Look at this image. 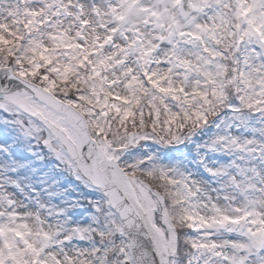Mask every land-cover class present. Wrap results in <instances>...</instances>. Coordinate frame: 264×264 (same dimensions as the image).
I'll list each match as a JSON object with an SVG mask.
<instances>
[{
	"label": "snow or ice",
	"instance_id": "snow-or-ice-1",
	"mask_svg": "<svg viewBox=\"0 0 264 264\" xmlns=\"http://www.w3.org/2000/svg\"><path fill=\"white\" fill-rule=\"evenodd\" d=\"M0 264H264V0H0Z\"/></svg>",
	"mask_w": 264,
	"mask_h": 264
}]
</instances>
